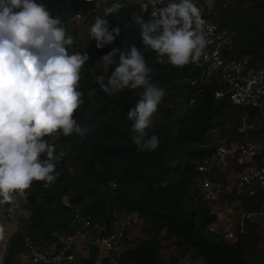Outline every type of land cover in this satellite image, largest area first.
I'll list each match as a JSON object with an SVG mask.
<instances>
[{
  "label": "trees",
  "instance_id": "16d2710c",
  "mask_svg": "<svg viewBox=\"0 0 264 264\" xmlns=\"http://www.w3.org/2000/svg\"><path fill=\"white\" fill-rule=\"evenodd\" d=\"M196 1L204 18L231 30L224 57L235 55L244 61L246 70L261 66L264 0ZM116 2L123 7L105 17V9ZM45 5L58 18L76 13L84 17L80 25L65 29L74 40L67 47L69 54L86 53L89 57L80 71L78 91L83 103L74 119L90 131L83 137L75 133L64 136L62 131L45 137L55 145L57 154L64 151L66 155L56 164L59 176L53 184L45 187L44 181H33L24 195L15 194L24 201L27 213L19 215L18 225L7 238L9 256L26 252L21 234L26 229H33L32 238L41 249L56 252L64 246L74 217L81 215L88 218L90 226L109 227L115 220L124 223L126 247L120 253V264H174L184 257L199 264H264V231L258 215L264 189L253 187L249 193L243 187L224 196L236 202L238 209L230 228L233 239H228L222 233L225 223L203 199V185L198 181V165L204 157L221 144L235 145L244 139V133L238 131L244 112L250 125L247 138L264 141V108L233 107L226 95L215 98L214 92L224 90L225 85L214 71L202 74L192 62L175 67L167 57L159 63L158 54L141 43L140 27L135 23L137 17L148 21L150 14L133 0H48ZM97 15L108 19L110 30L120 28L114 43L103 48H97L89 36ZM133 45L153 70L152 82L165 91L153 126L146 130L159 138L154 151L137 150L128 120L143 89L125 88L109 95L97 82L103 77L107 84L119 62V52L116 64L108 68L101 57L112 48L124 51ZM254 160L264 166V147ZM221 167L220 163L211 167L207 174L211 181L225 182ZM133 214L140 220L136 236H130L134 221L128 219ZM5 222L8 219L0 210V234ZM164 240H170L167 258L160 251ZM98 253L96 246L87 245L86 255L78 253L75 264H98ZM10 258L5 264H10Z\"/></svg>",
  "mask_w": 264,
  "mask_h": 264
},
{
  "label": "clouds",
  "instance_id": "9594fccd",
  "mask_svg": "<svg viewBox=\"0 0 264 264\" xmlns=\"http://www.w3.org/2000/svg\"><path fill=\"white\" fill-rule=\"evenodd\" d=\"M123 5L113 3L105 17ZM141 43L158 54V62L182 67L207 59L208 34L214 26L202 18L194 0H169L148 21L137 17ZM119 26L109 28L108 19L97 15L90 26V39L97 48L114 43ZM74 44L61 20L44 3L36 0H0V202L11 201L15 194L24 195L33 181L53 184L59 172L56 164L66 155L56 152L45 137L62 131L83 137L90 128L74 119L83 103L78 91L80 71L89 60L86 53L69 54ZM119 52V62L114 59ZM105 68L116 67L104 84V92L115 95L125 88H142L141 98L129 110L133 143L138 151H154L157 135H149L153 116L165 91L152 82L153 70L135 46L117 48L101 57Z\"/></svg>",
  "mask_w": 264,
  "mask_h": 264
},
{
  "label": "built area",
  "instance_id": "2783aa9c",
  "mask_svg": "<svg viewBox=\"0 0 264 264\" xmlns=\"http://www.w3.org/2000/svg\"><path fill=\"white\" fill-rule=\"evenodd\" d=\"M142 11H148L150 18L160 8L167 5L169 0H133ZM197 5V1L194 0ZM198 7V6H197ZM208 24L214 26L213 31L208 34V43L205 49L207 59L203 57L199 62H192L201 69L202 74L209 75L216 72L218 80L225 85L224 90H216L214 97L227 96L230 106L233 107H256L259 110L264 108V61L256 69H245L244 61L235 55L225 58L224 49L231 43V30L220 27L209 19ZM62 26L67 28L70 25H79L80 14L76 13L67 18H59ZM76 22V23H75ZM248 114L244 112L241 116V124L238 131L244 133V139L235 145H219L211 154L204 157L198 165V178L203 185V199L213 208L220 198L230 194L233 190L240 192L247 187L252 193L253 187L264 189V166L255 163L256 153L264 147V141H250L246 134L250 125L247 122ZM220 163L224 183L211 181L208 173L214 164ZM241 166L242 169H238ZM226 173H229L227 176ZM21 201L14 195L13 200L0 202V210L3 211L8 221L17 226ZM261 217L260 228L264 231V201L258 211ZM243 217V215H242ZM127 220L125 221V223ZM232 221L225 224L222 233L228 239H233L230 230ZM242 225V220H241ZM213 227L210 225L209 228ZM71 232L64 237V246L56 252H49L41 249L34 236L33 229L22 231L25 253L28 261L32 264H75L77 254L81 252L80 247L84 246L87 252V245L98 248V264H120V253L126 247V226L124 223L115 220L106 227L90 226L87 217L76 215L71 223ZM79 249H78V247ZM264 246V243H263Z\"/></svg>",
  "mask_w": 264,
  "mask_h": 264
},
{
  "label": "rangeland",
  "instance_id": "374dc122",
  "mask_svg": "<svg viewBox=\"0 0 264 264\" xmlns=\"http://www.w3.org/2000/svg\"><path fill=\"white\" fill-rule=\"evenodd\" d=\"M47 1L48 0H39L38 3H44L45 4ZM83 21H84V17H83V15L80 14V19L77 22L80 25ZM92 73H93L94 78L97 77L96 71H93ZM226 174H227V176L229 175V173H226ZM20 208H21L20 214L26 215L27 210L25 209L26 206L24 204V201L21 202ZM212 209L217 213L218 220L221 223L224 222L225 224L233 221V219L236 217V212L238 210L236 202L226 200L224 197L220 198V200L214 204ZM130 218H131V221H134L133 226L130 227L131 228L130 236L139 235L140 220L136 217V214L129 216L128 221H130ZM4 226H6L8 228V233L12 232L14 230V226H12V224L9 221L5 222ZM2 234H0V264H5V256L8 252H6V248H7L6 236H5V234H3V235ZM169 243H170V240H164L162 242V246L160 247V251H162L165 254L166 258H167V252L169 251V249H168ZM78 249H79V247H78ZM84 249H85L84 246L80 247L79 250H81V252H79V253L86 255L87 252L84 251ZM22 258L23 259H18V260H15L13 258L10 261V264H32L28 261L27 257H22ZM174 264H199V263L197 261L190 260V258H188V257H184V258H179Z\"/></svg>",
  "mask_w": 264,
  "mask_h": 264
},
{
  "label": "crops",
  "instance_id": "0c3cea01",
  "mask_svg": "<svg viewBox=\"0 0 264 264\" xmlns=\"http://www.w3.org/2000/svg\"><path fill=\"white\" fill-rule=\"evenodd\" d=\"M5 234V236H6V242H7V238L10 236V234L12 233V232H9L8 233V228L6 227V226H4V229H3V231L1 232V234ZM8 233V234H7ZM2 234V235H3ZM6 246H7V243H6ZM6 252H8L7 254H6V256H5V260H6V258L8 259V258H10L11 257V255L9 256V251H8V249L6 248ZM22 257H24L22 254H19V255H17V256H12L11 258H10V260L11 259H15V260H18V259H23Z\"/></svg>",
  "mask_w": 264,
  "mask_h": 264
}]
</instances>
